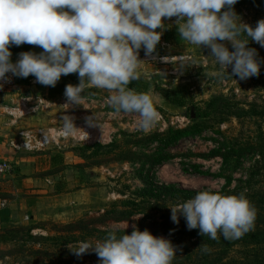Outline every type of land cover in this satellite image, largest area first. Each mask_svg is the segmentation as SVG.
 Segmentation results:
<instances>
[{
    "label": "rangeland",
    "instance_id": "obj_1",
    "mask_svg": "<svg viewBox=\"0 0 264 264\" xmlns=\"http://www.w3.org/2000/svg\"><path fill=\"white\" fill-rule=\"evenodd\" d=\"M235 10L253 27L264 19V9L253 3ZM164 23L166 29H157L163 35L156 51L145 56L141 49L137 69V92L150 94L159 112L155 126L147 133L140 130L138 114L116 112L104 89H86L81 105L69 108L63 102L60 108L75 118L79 129L88 127L93 138L88 142L67 138L53 144L47 158L54 155L58 159L47 160V166L44 161L24 162V166L12 162L13 175L0 181V198L8 204L5 210L10 207L13 213L7 224L0 223V264H99L94 251L77 257L67 245L75 249L81 241L94 244L113 230L118 235L131 234L133 226L170 240L177 249L172 264H197V260L204 264L205 242L199 246L198 257L182 246L200 242L194 230L182 226L186 234H166L167 225H175L169 207L186 200L165 195L160 186L220 191L226 176L234 179L230 189L244 194L256 209L254 228L248 233L256 235L257 244L246 233L234 240L237 244L224 260L264 264V211H260L264 197V47L250 41L248 46L257 49L261 72L240 80L229 74L231 66L228 71L221 69L207 47L182 40L176 17L165 18ZM224 43L233 50L230 42ZM168 94L184 104H173ZM56 108L51 114L41 111L35 117L21 116L19 131H59L62 115ZM94 113L96 125L89 126L86 117ZM193 125H198L193 136L169 140L170 130ZM16 138L20 139L19 134ZM218 151L231 155L226 170ZM4 156L0 160L10 162ZM37 165L40 168L35 172ZM194 166L209 174H198ZM36 173L40 174L37 182L16 185L19 175ZM180 221H185L183 216Z\"/></svg>",
    "mask_w": 264,
    "mask_h": 264
},
{
    "label": "clouds",
    "instance_id": "obj_2",
    "mask_svg": "<svg viewBox=\"0 0 264 264\" xmlns=\"http://www.w3.org/2000/svg\"><path fill=\"white\" fill-rule=\"evenodd\" d=\"M239 0H0V82L11 77H35L55 87L62 76L76 73L79 83L65 86L66 106L81 105L86 89L109 92L107 102L116 112L138 114L137 126L147 133L159 120L150 94L128 87L139 80L140 50L151 56L166 29L165 18L176 17L180 38L207 47L221 69L231 66L240 80L259 76L261 61L250 41L264 47V19L255 27L244 23L235 10ZM230 42L232 49L224 43ZM30 44L42 49L24 51L12 60L11 46ZM182 68H183V58ZM181 68V69H182ZM11 74V76H9ZM3 83H0V88ZM59 134L79 130L73 116L64 114ZM97 117H86L94 126ZM171 220L183 216L188 230L210 239L222 235L240 239L254 228L256 209L244 194L199 191L194 198L169 207ZM77 257L92 250L99 264H172L177 249L164 237L133 226L131 234L116 230L95 243L79 242Z\"/></svg>",
    "mask_w": 264,
    "mask_h": 264
},
{
    "label": "crops",
    "instance_id": "obj_3",
    "mask_svg": "<svg viewBox=\"0 0 264 264\" xmlns=\"http://www.w3.org/2000/svg\"><path fill=\"white\" fill-rule=\"evenodd\" d=\"M10 50L13 53V62L17 60L18 54L20 52L34 51L39 53L42 51V49L38 46L30 44H23L19 47L11 46ZM78 83L79 78L78 74L76 73L62 76L55 87L44 86L36 83L35 77L29 76L28 78H19L16 88L0 92V157H3L5 155L4 157L9 158L10 162H15L17 165L22 166H24V162L37 161H44L47 166V151L53 146L41 151H23L25 154L21 153L20 150L13 147L12 143L15 140L21 141L20 139L16 138V135L20 134V117L26 115L35 117L41 111L50 113L53 110L54 112H56V107H59L58 112L60 113V115L66 114V112L60 108L63 102L66 103V98L64 96L65 86L68 84L77 85ZM138 83L139 80L132 81L128 87L133 88L137 91L136 87L138 86ZM13 110H16L17 113L12 115L11 113ZM52 119L53 122L58 121L53 117ZM53 122L51 121V124ZM53 126L54 125L50 127ZM2 150H4V152H1ZM57 159H55L54 155H51V157H49L50 161L48 160V162H56ZM39 168V165H37L34 171H39ZM39 175H37V173L34 175L29 174V176L19 175L15 183L19 186L34 183L37 182L38 179H40L38 178ZM0 201V203H5V207L0 208V223L7 224V222H9L13 218V213L12 211H10V207L9 209H7L9 211L5 210L7 208L6 206H8L6 200H1L0 198Z\"/></svg>",
    "mask_w": 264,
    "mask_h": 264
},
{
    "label": "trees",
    "instance_id": "obj_4",
    "mask_svg": "<svg viewBox=\"0 0 264 264\" xmlns=\"http://www.w3.org/2000/svg\"><path fill=\"white\" fill-rule=\"evenodd\" d=\"M246 3H253L256 4L258 7H260L261 9H264V0H239V2L234 6L235 8H237L240 5L246 4ZM19 79V78H18ZM167 98L170 102H172L173 104H176L178 106H182L183 100L178 98L175 95H172V97L170 96V94L167 95ZM198 130V125H193L192 127H188L186 129H182V130H170L169 131V140L171 142L176 141V140H180L182 138H186V137H190L193 136L196 131ZM222 160H223V169L226 170V168H228V166L230 165V154H223L221 151L217 152ZM13 164V163H12ZM194 169L196 170V172H198V174L201 175H208L209 173L203 172V171H198L197 166H194ZM13 172H14V165H13ZM186 172H188V170H186ZM226 180V185L225 187L220 190V191H214V192H218V193H222L224 195H238L236 192L238 190H231L230 187L234 181V179L230 176H226L225 177ZM161 190H164L166 193L165 195H170V196H176L182 200H188L190 198H194L195 195L199 192V191H192V190H186V189H177L175 188L173 185L170 186H160ZM242 188V187H241ZM240 189V188H238ZM145 191V190H144ZM203 191V190H201ZM261 204L262 207L260 209V211H264V197L261 198ZM263 208V209H262ZM182 226L186 227V223L185 221H180L179 224H175L174 226H172L171 224L167 225V231L166 234L170 235V237H176V236H182L184 234H186L187 232H183ZM196 233L195 236H198V240H200V242L197 243H189L187 244V242H184L182 244L183 248H185V252L187 251V253H191V255L198 257V251H199V246L203 245V242H205V244L207 245V258H206V262L204 264H240L237 261H232L231 259H229L228 261H225L224 259L228 256L229 251L231 250V248H233V246L235 244H237L234 240H226L224 239V237L222 235H218V239L213 240L210 239L208 236H202L199 234V229H193ZM190 230L189 232L193 231ZM248 233L247 238L249 237L251 239L252 242H255L253 244H257L256 242V235H252ZM188 238H192L189 235H186ZM255 239V241H254ZM205 240V241H204ZM189 245L191 247H193V250H189ZM180 254H184V253H180ZM197 260V259H196ZM197 264H201L199 262V260H197Z\"/></svg>",
    "mask_w": 264,
    "mask_h": 264
},
{
    "label": "built area",
    "instance_id": "obj_5",
    "mask_svg": "<svg viewBox=\"0 0 264 264\" xmlns=\"http://www.w3.org/2000/svg\"><path fill=\"white\" fill-rule=\"evenodd\" d=\"M11 76V74H9ZM0 83H3V87L0 88V92L14 89L17 87L18 78L11 77L10 80H5ZM15 111V112H14ZM11 113V112H10ZM17 111L13 110L12 115L16 114ZM21 141L15 140L12 145L15 149L23 150L27 152L41 151L46 148L51 147L53 144L57 143L60 140L71 138L79 141H90L93 138L88 127H82L75 135L64 136L59 134V131L53 130H43L38 129L36 131H21L20 134ZM13 175V164L9 161L0 160V181L5 180L7 177ZM5 207V203H0V208Z\"/></svg>",
    "mask_w": 264,
    "mask_h": 264
}]
</instances>
